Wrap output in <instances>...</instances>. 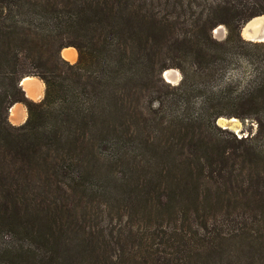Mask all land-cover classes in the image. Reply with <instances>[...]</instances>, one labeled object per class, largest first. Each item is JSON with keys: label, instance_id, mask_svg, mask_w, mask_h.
Listing matches in <instances>:
<instances>
[{"label": "trees", "instance_id": "obj_1", "mask_svg": "<svg viewBox=\"0 0 264 264\" xmlns=\"http://www.w3.org/2000/svg\"><path fill=\"white\" fill-rule=\"evenodd\" d=\"M263 15L264 0H0V264H264V42L241 37Z\"/></svg>", "mask_w": 264, "mask_h": 264}, {"label": "rangeland", "instance_id": "obj_2", "mask_svg": "<svg viewBox=\"0 0 264 264\" xmlns=\"http://www.w3.org/2000/svg\"><path fill=\"white\" fill-rule=\"evenodd\" d=\"M259 17H264V15H263V16H259ZM225 34H226V31H225V29H224L223 26H219V27H217V28L213 31V35H214V37H215L217 40H222V39H224ZM241 37H242L244 40H246V41L248 40V39L245 37L244 29L241 30ZM67 49H72L73 54H74L75 56L72 55V57H68V55H66V50H67ZM61 57H62L64 60H66L67 62L73 64V63H75L76 60H77V53H76L75 49H73V48H65V49H63V50L61 51ZM64 57H65V58H64ZM168 71H172V72L175 74V79H173V80H172V79H169V80H168V79L166 78L165 74H166ZM162 77H163V79H164L165 82H167V83H169V84H171V85H177V84L179 83V81H180V78H181L180 73H179L177 70H175V69H170V70L165 71L164 74H162ZM33 79H34V80H37V81H39V82H41L38 78H35V77H34ZM21 82H22V81H21ZM40 84H41V83H40ZM21 87H22V89L24 88L22 84H21ZM23 91H24V93H25V96H26L29 100L33 101V102H39V101H41V99L43 98V95H44V89H43L42 92H39V93H38L39 96L34 97V98L29 97V96L26 94L25 89H23ZM13 106H14V105H13ZM13 106H12V107H13ZM12 107H11V108H12ZM11 108H10L9 111H8V120H9V122H10L12 125H14V126H19V125H21L22 123H24L25 120H24L21 124H18V123H15V122L12 121V119H11V117H10V110H11ZM23 115H24V117H25V119H26V117H27V112H26L25 107H24V114H23ZM230 120H234V122L229 123ZM216 124H217L218 127H220L221 129H226V131H227L229 134H232V135L236 136L237 138H246L248 135H249L248 137H250V136H252V135L255 133V131H256V124H255V122H253V121H251V120H244V121H241V120H239V119H237V118L221 117V118H219V119L217 120ZM228 137H231V136H228Z\"/></svg>", "mask_w": 264, "mask_h": 264}, {"label": "bare ground", "instance_id": "obj_3", "mask_svg": "<svg viewBox=\"0 0 264 264\" xmlns=\"http://www.w3.org/2000/svg\"><path fill=\"white\" fill-rule=\"evenodd\" d=\"M261 32L263 34H261ZM244 34L247 39H254V38L256 39V37H261V36L264 37V17H256L250 20L247 23L246 27L244 28ZM66 55H68V57H72V55H74L72 49H67ZM165 76L168 80L175 79V74L172 71H168L165 74ZM21 84L23 85L24 87L23 89H25L26 94L29 97L34 98V97L39 96L38 94L40 92V82L39 81L34 80L30 77H27L22 80ZM20 110H21L20 107L15 106V105L11 108L10 117L13 122H18L23 119V114H22V111ZM232 122H234V120L229 121V123H232Z\"/></svg>", "mask_w": 264, "mask_h": 264}, {"label": "crops", "instance_id": "obj_4", "mask_svg": "<svg viewBox=\"0 0 264 264\" xmlns=\"http://www.w3.org/2000/svg\"><path fill=\"white\" fill-rule=\"evenodd\" d=\"M32 79L34 78V77H31ZM41 84H40V92H42L43 91V89H44V84L42 83V82H40ZM15 106H18V107H20V111H22V114H24V106L22 105V104H20V103H16V104H14ZM25 120V117H24V115H23V119L22 120H20V121H18V122H15V123H18V124H21L23 121Z\"/></svg>", "mask_w": 264, "mask_h": 264}, {"label": "water", "instance_id": "obj_5", "mask_svg": "<svg viewBox=\"0 0 264 264\" xmlns=\"http://www.w3.org/2000/svg\"><path fill=\"white\" fill-rule=\"evenodd\" d=\"M248 22H249V21H248ZM248 22H247V23H248ZM247 23L243 26L242 30L246 27ZM261 34H263V33L261 32ZM261 34H259V35H261ZM247 41L260 43V42H264V37H263V36H261V37H256V39H255V38H254V39H248ZM163 74H164V73H163Z\"/></svg>", "mask_w": 264, "mask_h": 264}]
</instances>
